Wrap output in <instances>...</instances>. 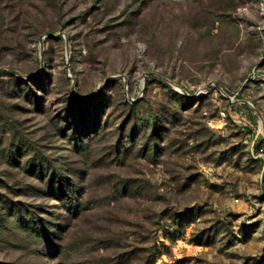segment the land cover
<instances>
[{"label": "rangeland", "instance_id": "obj_1", "mask_svg": "<svg viewBox=\"0 0 264 264\" xmlns=\"http://www.w3.org/2000/svg\"><path fill=\"white\" fill-rule=\"evenodd\" d=\"M0 73V264H264V0H0Z\"/></svg>", "mask_w": 264, "mask_h": 264}, {"label": "trees", "instance_id": "obj_2", "mask_svg": "<svg viewBox=\"0 0 264 264\" xmlns=\"http://www.w3.org/2000/svg\"><path fill=\"white\" fill-rule=\"evenodd\" d=\"M4 75L6 76V75H8V74H6V73H4V74H3V73H0V76H4ZM37 175L43 176V170L41 169L40 172H39ZM54 176L56 177V174H55ZM56 179H57V178H56ZM61 182H62V179L59 178V182H58V183H61ZM50 189L53 190V184H51ZM18 214H19V213L17 212V215H18ZM14 215H15V214H14ZM19 215H20V216L18 217V219L21 220L23 217H22L21 214H19ZM31 223H34V222L31 220ZM35 225H37L36 222H35ZM32 229H35V228H32Z\"/></svg>", "mask_w": 264, "mask_h": 264}]
</instances>
